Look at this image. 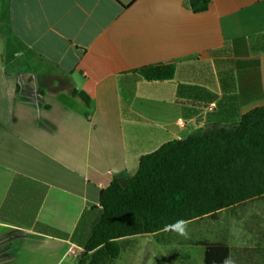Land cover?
Instances as JSON below:
<instances>
[{"label": "crops", "instance_id": "0c3cea01", "mask_svg": "<svg viewBox=\"0 0 264 264\" xmlns=\"http://www.w3.org/2000/svg\"><path fill=\"white\" fill-rule=\"evenodd\" d=\"M260 107L264 0H0V264H78L111 182Z\"/></svg>", "mask_w": 264, "mask_h": 264}, {"label": "trees", "instance_id": "16d2710c", "mask_svg": "<svg viewBox=\"0 0 264 264\" xmlns=\"http://www.w3.org/2000/svg\"><path fill=\"white\" fill-rule=\"evenodd\" d=\"M194 13L208 10L210 0H188ZM174 64L136 69L148 81L170 80ZM90 105L88 95L74 91ZM264 197V107L244 115L238 124L212 126L143 155L130 183L114 180L100 194L102 213L78 264H105L119 257L120 241L159 235L177 221L215 217ZM205 264H225L231 248L224 241L199 242Z\"/></svg>", "mask_w": 264, "mask_h": 264}, {"label": "rangeland", "instance_id": "374dc122", "mask_svg": "<svg viewBox=\"0 0 264 264\" xmlns=\"http://www.w3.org/2000/svg\"><path fill=\"white\" fill-rule=\"evenodd\" d=\"M204 239L226 241L235 264H240L239 246L244 247L246 260L251 264H264V197L189 223L187 237L171 230L125 238L120 241L119 257L105 264H204V248L199 244ZM1 249L3 260L6 253Z\"/></svg>", "mask_w": 264, "mask_h": 264}, {"label": "clouds", "instance_id": "9594fccd", "mask_svg": "<svg viewBox=\"0 0 264 264\" xmlns=\"http://www.w3.org/2000/svg\"><path fill=\"white\" fill-rule=\"evenodd\" d=\"M171 230L176 231L178 235L187 237L188 235V223L186 221H177L171 226ZM225 264H235L231 258L225 260Z\"/></svg>", "mask_w": 264, "mask_h": 264}]
</instances>
